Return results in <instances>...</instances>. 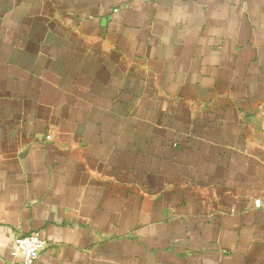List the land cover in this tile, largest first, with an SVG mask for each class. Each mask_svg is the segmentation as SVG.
I'll list each match as a JSON object with an SVG mask.
<instances>
[{
  "label": "crops",
  "instance_id": "obj_1",
  "mask_svg": "<svg viewBox=\"0 0 264 264\" xmlns=\"http://www.w3.org/2000/svg\"><path fill=\"white\" fill-rule=\"evenodd\" d=\"M27 233L34 264H264V0H0V264Z\"/></svg>",
  "mask_w": 264,
  "mask_h": 264
},
{
  "label": "built area",
  "instance_id": "obj_2",
  "mask_svg": "<svg viewBox=\"0 0 264 264\" xmlns=\"http://www.w3.org/2000/svg\"><path fill=\"white\" fill-rule=\"evenodd\" d=\"M49 138V136H46ZM261 200H254V207L259 208ZM47 242L35 233L20 234L14 237L11 256L15 259L10 264H34Z\"/></svg>",
  "mask_w": 264,
  "mask_h": 264
}]
</instances>
